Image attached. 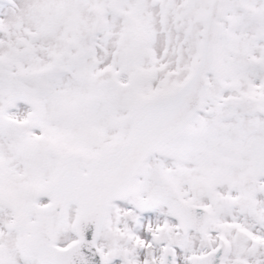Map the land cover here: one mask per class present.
<instances>
[{
  "label": "snow or ice",
  "instance_id": "obj_1",
  "mask_svg": "<svg viewBox=\"0 0 264 264\" xmlns=\"http://www.w3.org/2000/svg\"><path fill=\"white\" fill-rule=\"evenodd\" d=\"M0 264H264V0H0Z\"/></svg>",
  "mask_w": 264,
  "mask_h": 264
}]
</instances>
